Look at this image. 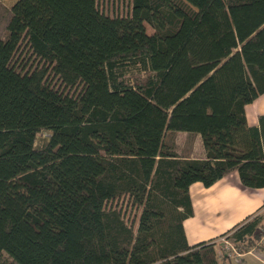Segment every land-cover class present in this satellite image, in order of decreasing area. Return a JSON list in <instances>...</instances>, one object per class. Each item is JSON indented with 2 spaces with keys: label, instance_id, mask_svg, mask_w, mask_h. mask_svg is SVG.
Segmentation results:
<instances>
[{
  "label": "trees",
  "instance_id": "16d2710c",
  "mask_svg": "<svg viewBox=\"0 0 264 264\" xmlns=\"http://www.w3.org/2000/svg\"><path fill=\"white\" fill-rule=\"evenodd\" d=\"M131 2L127 16L95 0L10 8L0 38L9 264H219L216 238L187 243L189 186L236 171L264 187V115L257 126L245 118L264 93V0ZM23 41L26 65L14 61ZM177 132L198 134L204 157L177 153ZM121 196L141 209L135 231L106 207ZM262 222L250 214L219 237L246 250Z\"/></svg>",
  "mask_w": 264,
  "mask_h": 264
},
{
  "label": "crops",
  "instance_id": "0c3cea01",
  "mask_svg": "<svg viewBox=\"0 0 264 264\" xmlns=\"http://www.w3.org/2000/svg\"><path fill=\"white\" fill-rule=\"evenodd\" d=\"M261 115H264V93L245 106V118L249 126H257L258 117ZM177 133L188 134L186 132ZM193 137L197 142V144L195 143L196 156L193 153L195 148L192 142L187 144L188 148L183 155H188L190 158H203L204 150L200 136L193 134ZM189 196L193 214L183 221V229L189 245L213 238L218 239L222 233L243 221L246 216L264 212V206L262 207L264 187L243 186L236 171L229 172L209 187H205L199 182L192 183L189 186ZM199 215L201 220L199 217L197 219ZM260 252L264 258V245L259 249L258 253ZM247 256L260 260L251 254H246L243 258ZM242 262L246 263L247 261ZM261 262L264 264L262 258ZM249 263H253V261Z\"/></svg>",
  "mask_w": 264,
  "mask_h": 264
},
{
  "label": "rangeland",
  "instance_id": "374dc122",
  "mask_svg": "<svg viewBox=\"0 0 264 264\" xmlns=\"http://www.w3.org/2000/svg\"><path fill=\"white\" fill-rule=\"evenodd\" d=\"M16 0H0V38H3L6 35V24L8 21V18L10 16V8L12 4ZM95 3L98 7V9L103 12L105 15L108 16H127L131 13L132 10V2L131 0H95ZM146 28L148 32H151V28L149 25L146 24ZM30 52L26 46L25 41L21 43L19 46L18 51L16 52V55L14 56V61H17L18 64L26 65L25 63L29 62ZM47 133L42 131L37 134L36 144H41L43 140L46 138ZM171 138V136H168V140ZM195 148L193 153L197 154L196 145L197 144L195 138L193 137V134H182V133H175L173 135V143L175 145V149L177 153L184 154L187 150V144H191ZM106 207H114L120 211L121 217L125 221V223L130 226L134 231L136 230L138 226L139 216L141 213V209L137 207L136 205H133L130 201V199L127 196H121L120 198H117L112 201H108L106 203ZM263 214V220H264V212ZM201 220L200 215L197 216V219ZM198 221V220H197ZM264 233V223L262 222L261 226L258 229L259 237ZM258 241V240H257ZM255 241L254 243L256 244ZM229 243H225L224 239H220L216 242L214 248L217 255V260L219 264H240L242 261L246 260L247 262H242V264H263L261 262V258L264 261V258L262 257V253H256V257L260 258V260H256V258H252L250 256H247L243 258V260L240 263H235L231 260V258H228L226 255L227 250H225L229 247L230 243L235 246L238 250H240L243 245H239L236 243H232L230 240ZM261 248V247H260ZM250 261H253V263H249ZM259 261V262H258ZM10 259L7 257L6 254H3L0 259V264H9Z\"/></svg>",
  "mask_w": 264,
  "mask_h": 264
},
{
  "label": "built area",
  "instance_id": "2783aa9c",
  "mask_svg": "<svg viewBox=\"0 0 264 264\" xmlns=\"http://www.w3.org/2000/svg\"><path fill=\"white\" fill-rule=\"evenodd\" d=\"M220 239H224L225 243H229L228 241L230 240L232 243H234L231 239H228L226 236L219 237L216 242ZM264 245V233L260 235L258 241L256 244L248 249H240L238 250L235 246H233L231 243L229 247L225 250H227L226 255L228 258H231V260L235 263H240L243 260L244 255L246 254H251V255H256V253L259 251L260 247Z\"/></svg>",
  "mask_w": 264,
  "mask_h": 264
}]
</instances>
